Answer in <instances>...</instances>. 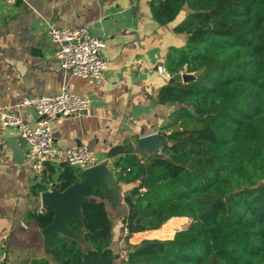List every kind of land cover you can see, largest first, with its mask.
<instances>
[{"label":"trees","instance_id":"trees-1","mask_svg":"<svg viewBox=\"0 0 264 264\" xmlns=\"http://www.w3.org/2000/svg\"><path fill=\"white\" fill-rule=\"evenodd\" d=\"M149 5L159 24L189 10L174 27L186 34L185 42L166 55L171 80L156 95L175 105L158 132L167 145L150 153L127 142L112 147L110 156L121 154L114 161L115 181L137 182L122 196L124 214L114 216L94 182L82 191V225L65 218L83 243L53 233L51 259L29 264H118L111 246L118 221L127 227L124 264H264V0ZM199 69L195 79L182 80L183 73ZM76 178L67 165L53 185L63 191ZM30 216L43 228L53 209ZM175 217L191 221L175 231L176 220L166 223ZM144 231L175 233L129 242Z\"/></svg>","mask_w":264,"mask_h":264},{"label":"crops","instance_id":"crops-1","mask_svg":"<svg viewBox=\"0 0 264 264\" xmlns=\"http://www.w3.org/2000/svg\"><path fill=\"white\" fill-rule=\"evenodd\" d=\"M184 11L174 21L159 24L152 16L149 0H23L14 4L0 0V105L14 108L25 97L55 95L63 88L87 96L88 111L52 118L49 125L57 145H87L98 164L105 167L111 194L106 193L104 201L116 217L126 211L122 196L137 182L115 181L114 161L121 154L110 156L108 152L126 142L147 151L138 147L139 139L157 135L169 123L175 105L158 102L156 95L171 77L158 72L157 66H165L170 46L186 40L185 33L174 30L189 12ZM81 25L105 42L101 54L108 66L96 80L64 73L48 37L52 26ZM19 111L29 123L36 121L30 107ZM18 136L15 129L4 127L0 121V264L51 259L42 228L30 213L44 208L42 192L56 187L53 183L67 166L61 160L47 161L43 179L37 181L25 151L22 160H17ZM156 140L155 149L160 151L165 143L159 137ZM72 168L77 176L74 183L85 181L83 170ZM174 219L188 222L182 221V227L175 231L191 221L175 217L166 223ZM118 229L115 225L113 233Z\"/></svg>","mask_w":264,"mask_h":264},{"label":"built area","instance_id":"built-area-1","mask_svg":"<svg viewBox=\"0 0 264 264\" xmlns=\"http://www.w3.org/2000/svg\"><path fill=\"white\" fill-rule=\"evenodd\" d=\"M14 4L23 0H5ZM48 37L54 44V55L64 73L80 77L99 79L102 77L108 62L102 57L105 46L103 38L92 33L88 27L52 26L48 29ZM160 73L169 74L165 67L158 65ZM30 107L36 116L31 124L24 119L19 108ZM90 109V99L77 95L63 88L55 95H32L25 97L16 107L0 105V121L4 127H11L26 141L25 160L32 175L37 181L43 179L45 163L61 160L79 170L98 164V158L87 145L62 147L54 142L49 122L55 117H68ZM49 186H53L49 181ZM127 234V227L123 226ZM126 252L122 257L126 259Z\"/></svg>","mask_w":264,"mask_h":264},{"label":"water","instance_id":"water-1","mask_svg":"<svg viewBox=\"0 0 264 264\" xmlns=\"http://www.w3.org/2000/svg\"><path fill=\"white\" fill-rule=\"evenodd\" d=\"M203 69H199L192 73H183L182 80L187 81L190 79H195L198 74ZM19 135V134H18ZM158 135V134H157ZM151 135L144 138L139 139L138 147L146 148L145 152H160L156 150L157 137L159 135ZM21 137L20 135L17 137ZM160 138V137H159ZM161 139V138H160ZM164 141L163 139H161ZM18 147H17V156L18 161L22 160V154L26 146V141L23 137L21 139H17ZM164 147L167 145V142L164 141ZM152 146H149V145ZM161 150V149H160ZM86 175L85 181L82 183H72L68 187H66L63 191H60L57 187H53L51 190H46L42 192L41 199L44 207L48 206L53 209V219L50 224L46 225L42 228V235L47 240L48 244L50 243V237L53 233H61L65 236L74 238L79 240V234L74 229L68 226L65 218L73 219L79 226L82 225L80 208L81 205L87 201V198L83 196L82 191L87 188L89 185L94 182L100 183L104 195L111 194L110 189L108 190V184L106 183V176L108 174L107 170L103 165L96 164L92 167L86 168L83 170ZM115 196V195H114Z\"/></svg>","mask_w":264,"mask_h":264},{"label":"rangeland","instance_id":"rangeland-1","mask_svg":"<svg viewBox=\"0 0 264 264\" xmlns=\"http://www.w3.org/2000/svg\"><path fill=\"white\" fill-rule=\"evenodd\" d=\"M119 207H120V205H119ZM110 210H111V212L113 214L116 213L115 211L112 210V208H110ZM174 220H171V221H174ZM182 221L183 220H180V221L176 220V222H178L180 228L183 225V224H181ZM183 223L187 224L188 222L187 221L185 222V220H184ZM116 225H117L118 228L120 227V229H118V231L115 230V233H113V238H112L111 246H112V249H113V253L115 255V258L117 260V263L118 264H124V258L122 257V254H123V251L124 250L125 251L127 250L126 243L124 241L125 233H124L123 227L121 228L120 221L116 222ZM160 228H158V229H160ZM173 234L171 236L165 235V236L158 237V236L154 235L152 232L146 231V232H142V233H139L137 235L132 236L129 239V242H131V243H137V242H139L140 240H142L144 238H161V239H166V238H171L173 236ZM41 237H42V235H41ZM79 237H80L79 241L83 243V237H82V235L79 234Z\"/></svg>","mask_w":264,"mask_h":264},{"label":"bare ground","instance_id":"bare-ground-1","mask_svg":"<svg viewBox=\"0 0 264 264\" xmlns=\"http://www.w3.org/2000/svg\"><path fill=\"white\" fill-rule=\"evenodd\" d=\"M149 146H152L151 144Z\"/></svg>","mask_w":264,"mask_h":264}]
</instances>
